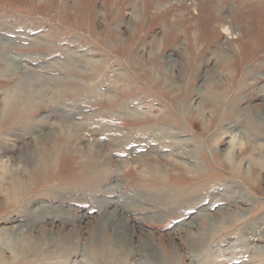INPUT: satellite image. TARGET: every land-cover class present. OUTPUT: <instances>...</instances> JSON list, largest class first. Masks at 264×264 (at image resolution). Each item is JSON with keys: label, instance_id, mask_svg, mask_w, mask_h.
I'll use <instances>...</instances> for the list:
<instances>
[{"label": "rangeland", "instance_id": "obj_1", "mask_svg": "<svg viewBox=\"0 0 264 264\" xmlns=\"http://www.w3.org/2000/svg\"><path fill=\"white\" fill-rule=\"evenodd\" d=\"M5 54L0 264H210L264 222V0H0ZM42 206L70 217L36 222Z\"/></svg>", "mask_w": 264, "mask_h": 264}, {"label": "bare ground", "instance_id": "obj_2", "mask_svg": "<svg viewBox=\"0 0 264 264\" xmlns=\"http://www.w3.org/2000/svg\"><path fill=\"white\" fill-rule=\"evenodd\" d=\"M3 44H5V43H3ZM4 47V46H3ZM68 52H70V51H68ZM2 53V52H1ZM74 53V52H73ZM8 54V53H7ZM7 54H5L4 56H3V60L4 61H6L7 63H8V65H7V67L6 68H2V69H0V71H3V73L5 74V73H11V71L13 70V69H11V67H13L14 68V70H16V68H15V65H17L16 63H17V61L14 59V58H11L10 56H8ZM74 54H76V53H74ZM74 54H72V51H71V56H73ZM70 55V54H69ZM78 55V54H77ZM70 56V57H71ZM83 56V55H82ZM74 57V56H73ZM72 57V58H73ZM80 57V56H79ZM224 57V56H223ZM76 57H74V59H75ZM70 59V58H69ZM68 59V60H69ZM88 59H89V57H88ZM227 59V58H226ZM225 59V63H227V61L228 60H226ZM72 59H70L69 61H71ZM80 60H81V58H80ZM92 60V59H91ZM94 60V59H93ZM98 60V59H97ZM78 61V60H77ZM65 62H68V61H65ZM73 62V61H72ZM63 65H64V63H62ZM61 64V65H62ZM57 64H55V66H56ZM66 67V66H65ZM9 69H11V71H9ZM6 75V76H1L0 75V78L1 77H11V75H13V74H10V75ZM120 76V78L122 77L121 75H119ZM29 76H27V78L26 77H24L23 78V81H22V83L20 84L21 86L22 85H24V84H27V83H31V81H30V79L28 78ZM31 77H32V75H31ZM124 78V77H123ZM117 80H118V78H117ZM113 82H115V81H113ZM120 83V82H119ZM115 84V83H114ZM117 84H118V82H117ZM116 84V85H117ZM115 85V86H116ZM21 86H19V87H21ZM14 88L15 87H18V86H13ZM12 87V88H13ZM23 87V86H22ZM12 88H9L8 90H6V91H4V101H6V104H7V106H6V104H5V106L6 107H8V106H11L12 105V99H14V98H17L18 99V95H15V93L17 92V89H16V91L15 90H13ZM97 88V87H96ZM5 89H7V88H5ZM22 88H20L19 90H21ZM30 89V87H28V89H26L27 91ZM95 89V88H94ZM18 90V91H19ZM31 90H33V89H31ZM13 91H15V93L13 92ZM29 92H32V91H29ZM39 92H41V91H39ZM21 93H23V92H21ZM21 93H19L20 95H22ZM27 94H28V92H26ZM35 94V93H34ZM36 94H38V90H37V93ZM96 94H101V93H96ZM96 94H94V95H96ZM220 95V94H219ZM27 96H29V95H27ZM20 97V96H19ZM24 98H25V96H23ZM21 98H22V96H21ZM95 98H96V96H95ZM97 98H99V96L97 97ZM211 98V97H210ZM20 100V99H19ZM242 114H244L245 112H246V110L245 109H242ZM68 118V117H67ZM72 118V117H71ZM74 118V117H73ZM246 120H249V117H248V115L246 116ZM70 121V120H69ZM71 121H75V120H71ZM77 122V121H76ZM260 122V123H259ZM41 123V122H40ZM70 123H72V122H70ZM75 123V122H74ZM263 122L261 121V119L260 118H258V119H254L253 120V122H252V125H254L255 126V128H257L256 130H261V127H260V125L261 126H263V124H262ZM43 124V123H42ZM46 124V123H45ZM45 124H43L44 126H46ZM90 124V123H89ZM42 125V126H43ZM52 125V124H51ZM58 125V124H57ZM57 125H55V126H57ZM92 125V124H91ZM59 126V125H58ZM54 127V126H53ZM76 130H87V131H90V130H93V129H89L88 127V125H85L84 124V126H82V127H80V124H77L76 123ZM41 128H43V127H41V124H40V127L37 125V123H35V124H33L32 126H30L29 127V130H31V131H40V130H42ZM99 128V127H98ZM45 129H46V127H45ZM44 129V130H45ZM50 129H52V130H50L48 133L50 134V136H52L53 134H55L56 136L58 135V134H60V132H58L59 131V129H61V127L59 126V127H56V128H51L50 127ZM254 129V128H253ZM100 131L102 132L103 131V129H100ZM45 132V131H44ZM133 132V131H132ZM131 132V133H132ZM122 134L124 133V132H121ZM128 133V132H127ZM126 133V134H127ZM130 133V134H131ZM160 133V132H159ZM264 133V132H263ZM70 134V136L72 137V133H69ZM98 134H100V133H98ZM108 134V133H107ZM112 134H114V131H113V133ZM118 134V133H117ZM129 134V135H130ZM111 135V133H109V136ZM124 135V134H123ZM132 135V134H131ZM161 135V134H160ZM165 135H167V134H165ZM108 136V137H109ZM106 137V136H105ZM111 137V136H110ZM118 137V136H117ZM123 137V136H122ZM129 137V136H128ZM132 137V136H131ZM125 139V138H124ZM127 139V138H126ZM144 139V138H143ZM151 141H153V140H151ZM116 142H117V140H116ZM118 142H119V139H118ZM117 142V143H118ZM4 143V141H3V137L2 136H0V144H3ZM121 143V142H120ZM150 143V142H149ZM119 144V143H118ZM42 146V145H41ZM41 146H39V147H41ZM65 146V150H67V148L70 146V145H64ZM63 146V147H64ZM54 148H53V150H50V151H48L46 154H44V155H42L43 154V152H42V154H40L41 153V151H40V153H37L36 152V154H37V156H34V155H36V154H33L32 156H33V158H34V163L37 161V160H39V161H42L43 162V164L46 162V166H47V169L49 168V167H51V166H53L54 164H55V158L58 156V154H59V152H58V148H60V151H61V144H59V143H56V145H54L53 146ZM32 148V147H31ZM33 149H34V151H35V148L33 147ZM32 149V150H33ZM100 150V149H99ZM155 150V149H154ZM33 151V152H34ZM95 151V150H94ZM3 152V151H2ZM31 152V151H30ZM63 152L65 153L66 151H64L63 150ZM101 152H102V150H101ZM28 153H29V151H28ZM27 153V155H29ZM23 155V154H22ZM31 155V154H30ZM18 158H20V157H18ZM22 158V157H21ZM31 161V160H30ZM33 161V160H32ZM27 162V161H26ZM261 164H264V160L262 161V163ZM22 165V164H21ZM6 166V165H5ZM25 166V165H24ZM27 166V165H26ZM25 166V167H26ZM31 167V166H30ZM7 168V167H6ZM29 168V167H28ZM32 169H34L33 167H31ZM30 168V169H31ZM9 169V168H8ZM10 170V169H9ZM235 170V169H234ZM14 172V171H13ZM7 173V172H6ZM32 174V173H31ZM26 185H28V184H26L25 182H23L21 179H16L15 181H14V188H16V189H18V187L20 186L21 188H23V187H26ZM241 193H242V191H241ZM138 195V194H137ZM135 196V199H136V195H134ZM174 196V195H173ZM133 198V197H132ZM138 199V198H137ZM161 199V198H160ZM139 200H141V199H139ZM158 200V199H157ZM106 201V200H105ZM168 202V201H167ZM107 203V201L105 202V203H102V204H106ZM184 203V202H183ZM46 204V203H45ZM41 205H43V204H41ZM40 205V206H41ZM105 206V205H104ZM104 206H102V207H104ZM107 206V205H106ZM181 206V205H180ZM38 209V213H37V215L35 216V221L36 222H39L40 223V221L41 220H43V221H45V219H47V217L48 216H52L51 215V213L53 214V215H57L55 218H57V217H60V216H62L63 218H65V217H67V218H69L70 216L68 215V212H66L63 208H59V207H57V206H52V207H48V208H45V207H39V208H37ZM102 209H104V208H102ZM188 209V208H187ZM71 210V209H70ZM56 211V212H55ZM121 212H122V208L119 210V209H117V212H116V214L118 213L120 216H121ZM56 213V214H55ZM67 213V214H66ZM74 215V214H73ZM71 217H72V215H71ZM119 217V216H118ZM117 217V218H118ZM114 218V217H113ZM116 218V217H115ZM116 218V219H117ZM110 219H112V217H110ZM115 219V220H116ZM121 221V220H120ZM231 221V220H230ZM113 222V221H112ZM122 222V221H121ZM121 222H119V224L121 223ZM256 222H258V221H255L254 223H256ZM41 223H45V222H41ZM123 223V222H122ZM254 223H253V225L252 226H254ZM259 223V222H258ZM264 222H262V224H263ZM262 224H260V226L257 224V228H255V229H253L252 227H251V225H248V227H247V230H245V231H243L242 232V234H243V238L242 239H240L239 240V242L237 243V244H235L234 245V249H233V251H232V254H229V255H232L231 256V258L229 259L228 258V256L226 257L225 256V253H227L226 251H227V248L226 249H224V250H222L223 248H220L221 249V251L218 253V254H216L217 256H216V259L215 258H213V260L210 262V264H229V262H231L232 264H236V263H234V261H237V260H239L240 259V257L242 256V257H244V255L246 254V252H247V250H248V247L250 246V243L251 242H253L254 241V239L256 238V236L258 235V232H263L264 233V228L263 229H261L262 227H263V225ZM256 225V224H255ZM121 227H122V225H120ZM125 226V225H124ZM246 228V227H245ZM123 231V230H122ZM132 234V233H131ZM241 234V235H242ZM130 235V234H129ZM240 235V236H241ZM250 236H252L253 237V239L252 240H250ZM127 237V236H126ZM198 237V236H197ZM259 237H261L260 235H259ZM117 238V237H116ZM127 238H130V237H127ZM72 239H74V238H72ZM71 239V240H72ZM118 239H119V237H118ZM195 239H198V238H195ZM200 239V238H199ZM96 240V239H95ZM121 240H122V238H121ZM201 240H202V237H201ZM201 240H199V241H201ZM74 241V240H73ZM123 241V240H122ZM118 242V241H117ZM202 242V241H201ZM234 242V241H233ZM233 242H231V243H233ZM74 243V242H73ZM118 243H121V242H118ZM200 243V242H199ZM116 245V244H115ZM121 245V244H120ZM119 245V246H120ZM123 245H126V244H124V241H123ZM230 245H232V244H230ZM257 245V244H256ZM118 247V246H117ZM122 247H125V246H122ZM227 247H229V246H227ZM259 247V246H258ZM195 248V247H194ZM225 248V247H224ZM53 249V248H52ZM123 249V248H122ZM230 249V248H229ZM258 249H260V247L258 248ZM264 249V248H263ZM262 249V250H263ZM97 250V249H96ZM103 250V249H102ZM102 250H100V251H102ZM119 250V249H118ZM94 251V250H93ZM92 251V252H93ZM105 250H103V252H104ZM116 251H117V249H116ZM98 252V251H97ZM118 252V251H117ZM145 253H148L146 256H145V259H144V261H143V258H144V253H143V257H142V259H141V263L140 264H164V261H163V259H161V257H160V255L156 252V251H154V250H152V249H149L148 251H144ZM257 252H259V253H257ZM262 252V253H261ZM12 253V252H11ZM118 253H120V252H118ZM92 254V253H91ZM99 254V253H98ZM101 254H102V252H101ZM121 254V253H120ZM256 254H257V256H258V254L260 255V256H263L264 257V251H261V250H256ZM94 255V254H93ZM97 255V254H96ZM215 256V255H214ZM256 256V255H255ZM0 257H1V255H0ZM99 257H100V254H99ZM230 257V256H229ZM242 257H241V259H242ZM4 258V257H3ZM2 258V259H3ZM18 258V257H17ZM219 258V259H218ZM2 259H0V260H2ZM237 259V260H236ZM254 259V258H253ZM262 259V258H261ZM209 260V259H208ZM217 260H219V263H218V261ZM3 261H4V259H3ZM12 261V260H11ZM260 261V260H259ZM262 261V260H261ZM1 262V261H0ZM6 262V261H5ZM263 262H264V260H263ZM230 263V264H231ZM262 264V263H261Z\"/></svg>", "mask_w": 264, "mask_h": 264}]
</instances>
